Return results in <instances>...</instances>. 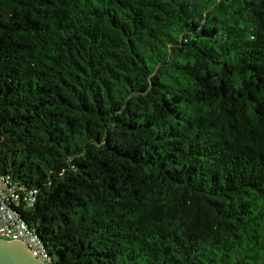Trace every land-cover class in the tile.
I'll list each match as a JSON object with an SVG mask.
<instances>
[{"label": "trees", "instance_id": "obj_1", "mask_svg": "<svg viewBox=\"0 0 264 264\" xmlns=\"http://www.w3.org/2000/svg\"><path fill=\"white\" fill-rule=\"evenodd\" d=\"M0 175L50 264H264V0H0Z\"/></svg>", "mask_w": 264, "mask_h": 264}, {"label": "built area", "instance_id": "obj_2", "mask_svg": "<svg viewBox=\"0 0 264 264\" xmlns=\"http://www.w3.org/2000/svg\"><path fill=\"white\" fill-rule=\"evenodd\" d=\"M35 200V194L19 190L9 176L0 175V237L23 241L34 256L50 263L36 230L29 228L19 211L22 203L33 204Z\"/></svg>", "mask_w": 264, "mask_h": 264}, {"label": "water", "instance_id": "obj_3", "mask_svg": "<svg viewBox=\"0 0 264 264\" xmlns=\"http://www.w3.org/2000/svg\"><path fill=\"white\" fill-rule=\"evenodd\" d=\"M0 264H50L32 254L23 241L0 237Z\"/></svg>", "mask_w": 264, "mask_h": 264}]
</instances>
